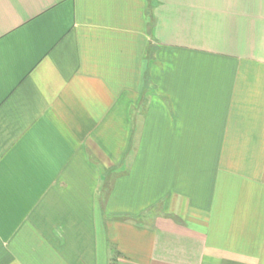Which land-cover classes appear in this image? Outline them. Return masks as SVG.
Segmentation results:
<instances>
[{
	"label": "crops",
	"instance_id": "1",
	"mask_svg": "<svg viewBox=\"0 0 264 264\" xmlns=\"http://www.w3.org/2000/svg\"><path fill=\"white\" fill-rule=\"evenodd\" d=\"M0 264H264V0H0Z\"/></svg>",
	"mask_w": 264,
	"mask_h": 264
}]
</instances>
